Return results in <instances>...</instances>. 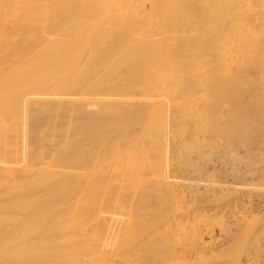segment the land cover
Masks as SVG:
<instances>
[{"label": "bare ground", "instance_id": "6f19581e", "mask_svg": "<svg viewBox=\"0 0 264 264\" xmlns=\"http://www.w3.org/2000/svg\"><path fill=\"white\" fill-rule=\"evenodd\" d=\"M131 1L0 0V264H191L146 227L202 253L264 219V132L237 127L264 111V5Z\"/></svg>", "mask_w": 264, "mask_h": 264}, {"label": "rangeland", "instance_id": "374dc122", "mask_svg": "<svg viewBox=\"0 0 264 264\" xmlns=\"http://www.w3.org/2000/svg\"><path fill=\"white\" fill-rule=\"evenodd\" d=\"M132 1H134L133 6L136 4L135 5V6H137L136 9L139 7L138 10L141 11V7H142V9L147 10V11H151V10L154 11L155 10L154 11L155 14L161 13V11L163 12V10H164V12H167V11L169 12V10L171 9V10H177V12H175V13L181 12L183 14L185 12L184 10H186L187 14L191 15V13L192 14L196 13V12L198 13V11L199 12H206V10H208V9H209V11H213V12L215 9H216V11H218V10L223 11L227 6H231L233 8L235 7V8H239V9H242V8L244 9V7H245L244 5H246V7H245V9H246V8H253V7H255V5H256V7H258L259 5H264V0H258V1L257 0H250L252 3H250L249 0H245V2H244V0H242V3H241V0H232L233 3L236 1L235 2L236 6H235V4H233V5L226 4L229 1L232 2L231 0H132ZM237 1L240 2V4H238L239 6H237V3H239ZM260 1H261V4L260 3L258 4V2H260ZM158 2H159V4H158ZM142 3H144V4H142ZM247 3H250L248 5L253 6V7H248ZM193 9H194V11H193ZM178 10H182L183 12L178 11ZM187 10L188 11L190 10V11L188 12ZM143 14H146V12L144 11ZM245 114L239 118V124L237 125V127H243V123H245V126L249 124L250 127L252 129H254L253 132H257V133H255L257 135L253 134L251 136L252 140L255 139V141H256L257 138L258 139L263 138V136L258 137V135H260V132H262V133L264 132V111L259 112V116L256 118L255 123H251L253 120ZM262 133H261V135H263ZM256 136H257V138H256ZM249 142H252V141H249ZM240 154L242 155V153H240ZM254 162H256V160H254ZM254 162L251 158L249 160V162L243 163V165L249 166L251 164H255ZM188 177H190L189 180L191 181V176H188ZM250 182H252L251 179L247 180L245 183H243V185L244 184L248 185ZM181 186L183 188H186L185 183ZM237 186H233V187L237 188ZM239 186H241V185H239ZM192 189H194V188H192ZM263 213H264V207H262L261 209H259L258 211H256L254 213L252 221H255V220L263 217V215H262ZM191 216H192V214H191ZM198 220L199 219L194 220L191 218V223H193V226L196 227L197 229L198 228L202 229V226H201L202 223L199 222ZM210 222H212V221H210ZM263 222H264V219H262L257 224L256 228H254V225H252L250 223H247V222L244 223L245 225L243 226V230L247 232V234L245 236H240L236 240L231 241L229 243H224V244H222L219 241L214 248L209 249L207 251H204L202 253L200 251L198 253H196L195 251H193L192 247H191V252H187L183 248V245L186 242V237H184V235L181 232L176 233V232L172 231V233H169L167 236L164 237L163 236V230L165 228L159 222L158 223L155 222V223L150 224L149 226L146 227V230L150 233H155L157 235L156 237L159 239L157 244H156V251L154 252L155 255H159V258L166 257L173 250H176V252L181 251L179 254H184L185 256H187V258L189 259V263H191V264H207V263L210 264V263H216L219 261H225L231 255L243 256L244 254L245 255L253 254V255H257V257L252 264H264V237H262V234H259L258 236H256L258 233V230H260ZM250 228H252L253 233L250 232ZM200 236L202 237L201 239H207V238H209V236L217 237V236H219V233H218V230L216 229V227H214L213 232L211 234L204 232ZM214 237L211 239L214 240L215 239ZM184 252H186V253H184Z\"/></svg>", "mask_w": 264, "mask_h": 264}]
</instances>
